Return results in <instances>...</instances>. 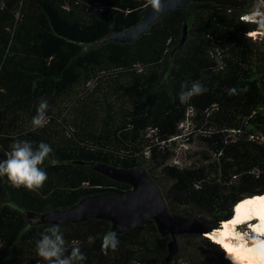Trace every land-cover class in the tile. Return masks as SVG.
Masks as SVG:
<instances>
[{
    "label": "trees",
    "instance_id": "16d2710c",
    "mask_svg": "<svg viewBox=\"0 0 264 264\" xmlns=\"http://www.w3.org/2000/svg\"><path fill=\"white\" fill-rule=\"evenodd\" d=\"M145 4L0 0V160L17 140L53 149L41 166L48 176L42 188H15L0 177V264H47L36 241L52 225L86 256L79 264H234L219 243L196 233L179 236L183 252L167 260L172 237L152 219L116 233L119 246L107 255V219L37 222L88 195L132 190L95 170L96 161L145 167L172 213L198 217L212 231L240 201L264 194V39L250 34L264 29L241 21L251 7L191 0L134 42L107 39L137 25ZM185 81L206 91L181 104ZM41 99L47 122L34 129Z\"/></svg>",
    "mask_w": 264,
    "mask_h": 264
},
{
    "label": "water",
    "instance_id": "95a60500",
    "mask_svg": "<svg viewBox=\"0 0 264 264\" xmlns=\"http://www.w3.org/2000/svg\"><path fill=\"white\" fill-rule=\"evenodd\" d=\"M190 1L162 0L161 12L157 13L149 6L137 25L122 32L112 33L107 39L122 43L134 42L148 31L158 18L171 10L186 7ZM186 39L187 26L178 48L183 47ZM93 166L108 177L131 185L132 190L127 193L101 192L88 195L69 208L51 210L40 215L37 222L59 224L86 221L89 218L107 219L112 223L111 232L122 233L152 219L163 235L172 237L168 243L167 260L178 254L179 236L190 233L206 235L213 232V227L198 217L172 213L159 185L145 167L124 168L100 161L94 162ZM33 215L32 212L29 213L30 217Z\"/></svg>",
    "mask_w": 264,
    "mask_h": 264
},
{
    "label": "clouds",
    "instance_id": "9594fccd",
    "mask_svg": "<svg viewBox=\"0 0 264 264\" xmlns=\"http://www.w3.org/2000/svg\"><path fill=\"white\" fill-rule=\"evenodd\" d=\"M145 6L159 13L163 10L162 0H146ZM242 22H254L264 29V12L259 7H255L249 13L241 17ZM248 36V33L246 34ZM219 64L220 61L217 60ZM181 91L178 99L181 104H187L194 96L203 94L206 89L199 81H188L181 83ZM229 94H234V89L228 90ZM48 101L41 99L37 113L32 118L34 129L42 128L46 124V113ZM10 151L6 159L0 160V177H6L11 186L15 188H26L29 191H36L43 187L48 179L47 172L41 167L50 154L53 152L51 146L40 142L36 147L27 140H17L10 146ZM52 166H57L59 161L51 159ZM89 243L94 242V237L88 238ZM252 248L250 249L256 256L259 264H264V239L259 235L251 237ZM116 233L107 232L102 237L101 251L107 255L108 250L115 251L119 246ZM36 252L47 264H79L86 260V256L77 246H71L64 238V234L58 225H52L41 233V237L36 241ZM227 256V254H226Z\"/></svg>",
    "mask_w": 264,
    "mask_h": 264
},
{
    "label": "bare ground",
    "instance_id": "6f19581e",
    "mask_svg": "<svg viewBox=\"0 0 264 264\" xmlns=\"http://www.w3.org/2000/svg\"><path fill=\"white\" fill-rule=\"evenodd\" d=\"M258 218L259 222L252 223L251 226L254 231L264 233V194L256 195V197H247L240 201L234 211L232 219L227 220L223 225L208 234L213 241L220 244V246L228 252V258L234 264H259L254 253L250 250L251 243L233 240L235 226L243 222H248L253 218ZM257 220V221H258ZM261 239H264L262 237ZM223 245V246H222ZM224 249V250H225Z\"/></svg>",
    "mask_w": 264,
    "mask_h": 264
},
{
    "label": "rangeland",
    "instance_id": "374dc122",
    "mask_svg": "<svg viewBox=\"0 0 264 264\" xmlns=\"http://www.w3.org/2000/svg\"><path fill=\"white\" fill-rule=\"evenodd\" d=\"M247 5H249L251 7V9L253 10L255 7H259L260 10L262 12H264V0H246ZM252 36L256 37H262L264 39V31L261 33L260 31H255L250 33ZM187 155V147L186 146H182L181 149L179 150V158L178 160H180V162H182ZM261 195V194H259ZM258 196V195H257ZM256 197V196H253ZM249 198V197H248ZM258 218H253L252 220L248 221V222H243L241 224H237L235 226V230H234V234H232L233 236V240H235V242L237 241H243L245 243H251L252 244V240L251 237L253 236H257L259 235L260 238L264 237V233H259L257 231H254L251 224L259 222L260 220H258ZM208 236V234H207ZM178 253L183 252L182 250V246H181V239L178 238ZM223 246V245H222ZM225 249V248H224ZM225 253L227 254V258H228V252L225 249ZM229 259V258H228Z\"/></svg>",
    "mask_w": 264,
    "mask_h": 264
}]
</instances>
